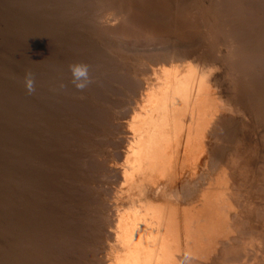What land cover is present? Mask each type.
<instances>
[{"label":"bare ground","instance_id":"1","mask_svg":"<svg viewBox=\"0 0 264 264\" xmlns=\"http://www.w3.org/2000/svg\"><path fill=\"white\" fill-rule=\"evenodd\" d=\"M53 1L57 12L69 16V27L80 21L77 31L97 34L94 40L118 38L105 50L114 53L119 67L114 73L105 67L79 93L69 91L64 73L53 77L55 110L40 109L36 118L51 117L59 129L48 137L46 151H17L21 160L33 157L37 163L29 174L19 170L12 178L22 184L18 189L0 188V199L20 215L1 225L0 247L6 250L0 249V264L92 263V250L84 257L79 252V260L68 257L77 247L86 250L84 236L100 232L85 212L92 194L86 183L102 176L88 164L89 146H95L93 154L108 152L101 163L108 161L107 170L118 167L113 176L121 180L118 231L112 237L119 247L107 241L102 259L92 264H264V0H216L212 5L205 0ZM80 41L74 40L70 53L77 56L84 46ZM39 42V54H45L47 43ZM89 45L91 55L73 56L69 65L95 62L92 54H101L94 43ZM59 50L62 55L66 48ZM41 74L39 83L48 79ZM19 85L24 86L21 79ZM19 91L24 95L23 88ZM2 100L0 112L7 114L9 108L3 120L13 121L11 111L18 107ZM101 112L110 125L94 136L96 141L87 127L72 124L74 118L94 124ZM8 130L18 139L24 126L20 132ZM4 138L0 159L10 161ZM74 149L76 155L65 153ZM14 165L5 169L10 176ZM40 219L46 221L44 238Z\"/></svg>","mask_w":264,"mask_h":264},{"label":"rangeland","instance_id":"2","mask_svg":"<svg viewBox=\"0 0 264 264\" xmlns=\"http://www.w3.org/2000/svg\"><path fill=\"white\" fill-rule=\"evenodd\" d=\"M49 1L51 3H49ZM49 1L48 2L46 1L45 4H41L42 3L41 0L40 1L39 0H33V1L32 0L31 1L30 0H6V1L0 0V100L3 99L2 101H4V99L7 98L9 100V103L11 102V104L16 105L18 107V109H12L13 111H11L10 118H12L13 121L12 120L9 121L10 123L8 122V120L7 121L3 120L9 114V108L8 107L6 108L7 114H5L4 112H0V115H1L0 116V137L1 138H4V137L7 138V139L4 138L7 140V141H5V143L8 144V150L11 149L8 153H10V152L12 153V154L10 153V158H11L10 161L0 159V161H1V163H0V167H1V169H0V171H1L0 172V188L2 185L3 186L7 185L6 186L7 188H12L13 190H15V189H18L22 185L21 183L19 184V182H17V181H12V178L15 179L16 174H20V172H24V171H25V173L27 172L29 174V171H30L29 168H31L32 165L34 167L37 162L35 159H33V157H29L26 160L22 158V160H21V158H20L21 154L24 155L25 153H30V151H32L36 154L38 152H40V150H42L41 152L46 151V148L48 147L49 142H51V140L48 137L54 136L53 132L58 128L55 125V123L51 122V120H50L51 117L42 118L43 120L36 118V116L39 115L40 109L49 110V111H51V113L55 110L56 104H54V103H56L57 99H55V97L52 96V91L54 89H52L51 86L53 85V83L55 81V79L53 77H56L58 75L57 73L59 71L62 74L64 73V78L66 79V82H69L67 84V87L69 86V84H71V87L68 88L69 91L73 92V93H79L78 91H80V90H77L73 86V83H72V76H71V73H70L68 67H69V62L73 61V60H69V59L73 58V56L76 58L86 59L92 53L91 52V45H89V44L94 43L96 46L97 53H100L101 55L99 57L97 56V58H94V56L92 54V60L95 62H92L91 64L86 63V60L80 61V63L87 64L89 66V73L91 75L90 76L91 79H93L97 76H101L102 72H104V70L106 69L105 67L109 68L110 69L109 71L112 73H114L115 70H117L119 67L117 62L113 61L114 53L111 52L110 50H108V48H107V50H105V47L110 46V43L118 44L117 43L118 38H116L113 35H109L110 37L106 36V38H105L106 40L104 38L103 39L98 38V39L94 40L95 37L96 38L98 37L97 34L96 35L93 34V35L89 36L88 31L82 30V28H81V32H80V27L78 28V31H77V28H75V26H80L82 23V22L80 23V21H78V22L74 21V23H76V25L69 27V25H72L67 21L69 19V16L63 14L62 9H60V11L57 12L56 7L53 6L54 1L53 0H49ZM213 1L215 3L216 0H205V2H207L208 4H211V2L213 3ZM221 1H223V2L228 1L229 2L231 0H221ZM242 8H243V10H247L246 5L242 6ZM77 10L79 11V9H77ZM78 11L75 14H78ZM239 11H240V9L237 10V12H239ZM78 15L80 16L81 12H79ZM187 16L189 17V20L192 17L191 14H190V16L189 15H187ZM78 23L80 25H77ZM58 28H59V30H61L59 34H57ZM55 32H57V33H55ZM107 37H108V39H107ZM99 39H101V41L98 42ZM127 39L130 40L129 38H127ZM71 40H72V42H71ZM74 40H78V41L81 40L80 42L83 41L82 43L84 44V46L79 47L77 56L74 55L73 52L70 53V50H69L70 45H72V44L75 45ZM37 42H39V43L46 42L47 43V44H45V47H46V50L44 51L45 54L44 53L41 55L39 54L42 52L40 51V49H39L40 46L37 44ZM59 46H60V48H61V46L66 48V50L63 52L62 55H60L58 52V51H60ZM111 46H114V44H112ZM83 47H85V48H83ZM67 52H69V53H67ZM194 52L198 54V52L200 53V50H196V51L194 50ZM81 55H83V56H81ZM200 55H202V54H200ZM46 60H48V62H44ZM91 65H92V67H91ZM101 67L103 68V70ZM12 70H13V72H12ZM15 70H16V72H15ZM8 73L9 74H11V73L17 74L20 76V78H16V80H15ZM29 73L31 74V76L35 82V91L32 92L31 94H29L27 92L26 88L24 87L25 86V75L29 74ZM40 73H42L41 75H45L48 78L46 81H42V80L40 81V83L44 82L43 84H40L39 82H37L38 78L40 76ZM48 75H49V77H48ZM49 78H51V79H49ZM20 79L23 81L24 86L19 85ZM91 83L92 82H90L89 84L91 85ZM21 88H23L25 91V92L24 91L22 92V93H24V95H21V93H20L21 91H19V89H21ZM82 91H80V92H82ZM93 91H94V88L92 89V92ZM13 93H16L18 95L16 99L12 98ZM44 97H45V99H44ZM41 100H44L46 104L45 105L40 104ZM48 102H50L51 105ZM46 105H48L50 109H48V106H46ZM17 114H18V117H17ZM21 114H23V115H21ZM100 115L102 117L105 116L106 118L103 117L104 118L103 119ZM12 116H14V117H12ZM15 117H16V119H15ZM97 118L101 122L98 121ZM107 119H109V118H107L106 113L101 112L96 116V118H94V120H96L94 124H90L91 122H90L89 118H86V119L81 118L80 121L76 120L74 118V121L72 124L74 125V127H79L81 125L84 126L85 128L87 127L88 131L91 132V136H92V138H90L91 141L92 140L96 141L94 136L95 135L99 136V134H102L101 130L103 128L106 129L108 127V125H110L107 123V122L110 123V120L108 121ZM22 120H23V122H22ZM111 121H112V123L114 122L112 119H111ZM105 122L107 123V125L105 124ZM20 126H22V127L24 126V130L22 132H20L21 128H22ZM54 126H56V127H54ZM14 127H17L18 132L21 133V134H19L18 139L13 136V135H15L14 133H12L13 134L12 135L10 130H8V129L12 130V129H14ZM53 128H54V130H53ZM96 129H97V131H96ZM112 129H114V128H112ZM115 129L117 130V128H115ZM76 130H77V128H76ZM24 131L26 134L24 133ZM7 133H9L8 136H7ZM29 133H31V134L29 135ZM65 138H66V135H65ZM14 141H16V142H14ZM42 141H43V144H42ZM98 146H100V145H98ZM49 147H50V145H49ZM18 148H20V149H18ZM99 148L101 149V147H99ZM93 149H95V146H89L85 151L86 152L85 157H87L88 160L91 159L90 163H88V164L89 165L93 164V169H97L98 171L100 170V172L98 173V176H100V175H102V176H100L99 178H96V179L93 178V176H92L88 180V182L86 183L87 190L92 194H91V197L87 200L85 212H86V217L90 216L89 217V219L91 220L90 222H92V224H94V227L98 228V230L100 232H98L97 234L96 233L94 234V236L96 235L95 236L96 238L94 236L90 237L92 233L84 236L85 240L88 243L87 244L84 242L85 244H87L86 250L82 247L81 248L77 247V251H76V253H74V255H68V257H70L69 261H71L70 259L79 260V258L77 257V256H79V254L84 253L82 255L84 257V255H86L89 251L92 250L91 252H93V253L90 255L94 254L93 255L94 258L91 257V262L96 263V262H98L97 260L102 259L101 252L104 253L103 247L107 244V241L110 242L112 245L114 244L113 248H116L115 246L117 244L116 241H114L113 239L115 238L114 236L116 234V231H118V229L116 228L117 226L115 224H117L116 217H117L118 212L120 211L119 208L121 206V201L119 199L120 198L119 193H118L119 190H116V189H119V186H120L119 182H121V180L118 177H115L113 175L115 172L118 173V169H117L118 167L110 168V169H108L109 170V172H108L107 168L104 169V167H106V164L108 161L107 162L105 161L106 164L103 163L104 161L101 163V159L103 157H105L106 155H108V152L103 151L99 154H96V153L93 154V152L95 151ZM18 150L21 151L20 152L21 154H19L17 152ZM74 150L75 151L71 150V152L68 151L65 153H68V154L72 153L71 155H73L75 153V155H76L77 150L76 149H74ZM105 152H106V154H105ZM45 154H47V153H45ZM47 155L50 156V154H47ZM47 155L45 157H47ZM108 157H109V155H108ZM32 160H33V162H32ZM96 160H97V162H96ZM29 161H31V163H29ZM68 161L66 160L64 163H66ZM8 164H15L14 166L11 167V169L14 170V171H10L12 174L11 176H10V174L6 173L7 170H5V169H7ZM65 166H66L65 164L62 165L61 169L63 168L64 170H66L67 166L66 167ZM97 167H99V168H97ZM3 169H4V171H3ZM102 169L106 170V172L102 171V174H101ZM16 170L18 172H16ZM19 170H20V172H19ZM111 171H112V173H111ZM104 172L106 173V175L104 174ZM2 174H3V177H1ZM4 174H5V176L6 175H8V176L4 177ZM115 175L118 176V174H116V173H115ZM1 179H4V180H1ZM94 179L96 180V183H93ZM25 180H26V178H25ZM115 181H117V182L115 183ZM25 182L27 184L28 181H25ZM28 184H30V182H28ZM88 185H90V186H88ZM16 187H18V188H16ZM93 199H95V200H93ZM4 200L5 199H3V198H2V200L0 199V206L2 207V208L0 207V228H3L1 225H3V226L6 225L9 220H11L13 222V221L17 220V219H15L16 216H20L17 214V212H15V209H13L11 206L7 205L8 204V202H6L7 200H5V202H4ZM109 201H111V202H109ZM88 203H89V205H88ZM82 211H83V209H82ZM1 215L5 217L4 221L1 220V218H4ZM112 219H113V221H112ZM96 222H98V223H96ZM45 224H46V221L44 219H40L39 225L41 226V229H43L41 231V234H42L41 236L43 238L45 235V232H44V229L46 228ZM20 232L17 233V234H19V239L24 240V236ZM100 237L101 238L103 237V238L101 239ZM112 237H113V239H112ZM109 238L112 240H108ZM91 244H92V246H91ZM117 246L119 247V243L117 244ZM0 249L2 250L3 247H0ZM3 250H6V249H3ZM81 251H83V252L79 253ZM3 262L4 261H0V263H3ZM106 262H107V264H112L111 261H109V260L105 261V263H101V264H106ZM112 262H114V260H112ZM72 264H75L74 261L72 262Z\"/></svg>","mask_w":264,"mask_h":264},{"label":"clouds","instance_id":"3","mask_svg":"<svg viewBox=\"0 0 264 264\" xmlns=\"http://www.w3.org/2000/svg\"><path fill=\"white\" fill-rule=\"evenodd\" d=\"M69 71L72 76L73 86L77 90H84L88 84L91 82V77L89 73V66L83 63H75L69 65ZM25 88L29 94L35 91V82L31 77V74H26L25 76Z\"/></svg>","mask_w":264,"mask_h":264}]
</instances>
